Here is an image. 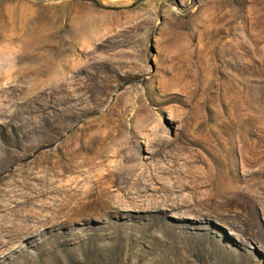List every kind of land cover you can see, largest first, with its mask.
<instances>
[{"label": "rangeland", "instance_id": "374dc122", "mask_svg": "<svg viewBox=\"0 0 264 264\" xmlns=\"http://www.w3.org/2000/svg\"><path fill=\"white\" fill-rule=\"evenodd\" d=\"M0 264H264V0H0Z\"/></svg>", "mask_w": 264, "mask_h": 264}]
</instances>
